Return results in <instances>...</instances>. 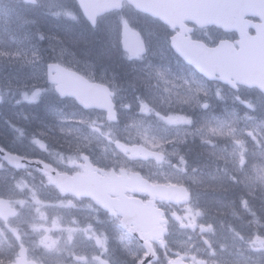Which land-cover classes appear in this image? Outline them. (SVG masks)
<instances>
[{
    "label": "bare ground",
    "instance_id": "6f19581e",
    "mask_svg": "<svg viewBox=\"0 0 264 264\" xmlns=\"http://www.w3.org/2000/svg\"><path fill=\"white\" fill-rule=\"evenodd\" d=\"M39 9V11L27 12L28 17L36 21V23L43 22L45 20L44 16H47V12L42 11L45 9L44 5H41ZM22 16V13L16 12L11 16L10 19L15 23H24L22 20ZM43 25L48 30L55 29L53 27H57L59 31L64 28H69L66 32V34L68 35V39H66L67 37L65 36V39H59L57 44L63 48L71 49L73 51L74 48L70 45L74 47L84 45L87 47V49L84 48L85 57L87 56L86 53L88 52L87 50H89V48L90 52H88V54L90 55L91 53L93 54L92 51H102L97 46L101 43L105 44V46L103 47V51L109 50L110 46L113 45L114 48H111L112 51L110 53L108 52V55L112 57V59H114L115 65L113 66L110 64V66L109 64H106V62H103V70L109 69L108 71L117 73L122 70H126L127 68H131L129 77L131 76L134 79L127 82H125V78L120 79V82H125L123 84H120L123 91L128 92L132 88L143 86V82L147 78L151 80V76L145 73V68L142 64L133 66L132 64L125 62L122 54L112 43L110 29H107V22H102L97 27H95L98 32H94L90 29H88V31L83 25H79L77 27L73 26L70 28L64 24H61L57 20L52 19L45 21ZM23 29L24 24H17V26H15L13 23H7L0 20V34H14L16 32L22 31ZM54 37L55 36L49 37V39L43 45H41L40 48L48 51V45H53L51 41H53ZM73 43H76V45H74ZM159 46L161 45L157 43L149 45V57H154V60L161 64L164 63L161 60H165V62L172 64L173 60H170L172 58H169L168 54H166L165 56H163L162 54L159 55ZM161 49L167 51V49H169V46L163 44V46H161ZM22 53L24 55H28L31 52L22 51ZM79 53H81L80 50ZM3 59H8L7 61H0V67L6 75H10L11 77L17 76L16 78H20L21 73L22 75L24 74V72L18 69L20 66V62L24 60L22 56H19L18 58ZM142 71L146 74V77L141 76ZM119 77H121V74ZM30 79H26V82H29ZM189 79H187V81ZM200 80L201 79H197L194 81L195 86L197 85L196 81ZM181 82L184 83L182 77ZM184 87L188 89L191 87V85L184 83ZM147 92L150 95H156L155 92L150 88L147 89ZM125 98L127 102L131 106H133L132 98L128 95H126ZM61 101L55 100V103L58 105L65 103V105L70 107L69 103ZM45 102H47V100ZM181 110L187 112V109H185V107H182ZM77 114H81V112H77ZM192 114L195 115L197 119L195 118V125L186 130L187 136L183 135L182 137L176 133L173 136L166 137V139L159 138L158 143L163 149L170 153H173L178 159L182 161H189L188 164H190V167L194 169L197 175L202 177L204 180L215 179L219 184V188L217 189V184H214V186H212L211 192L206 199V202L208 203L207 207H216L219 209L229 208L227 217H225L224 215L209 214L207 218L215 219L220 223V233L222 235H224V232H226L227 236L231 239H235V236H238L237 238L242 237L244 239L239 245L229 246L226 244L227 247L219 243V248L222 253L219 252L221 255L217 256L218 264L241 263L245 261V258L250 259L252 257L255 260H259L261 262L260 264H264V258H260L255 255H252V257H250V252L247 251L246 248V246L249 245L248 241L250 240L255 244L261 245L264 252V189H262L259 185L260 181L264 186V174L261 173L264 171V153L259 148V152L261 153L260 155L254 154L255 159H246L245 162H242L237 159H243L244 156L240 153L233 152L232 148L236 145L231 137L219 135L217 139L212 140V138L208 136L209 131L222 134V129L218 126L220 125L218 122L226 117V113L223 108H218V106H216L215 110L210 113H206L197 108V110L195 112H192ZM209 119L214 121L207 122ZM129 122V119H124L123 122L120 123L121 127L127 126ZM215 122H217L216 125H211ZM0 125L4 126L6 132H11L12 136H9V140L13 146L22 148L23 146L28 145L35 154L36 151L33 149L28 139L31 138L32 128L37 130V132H39L42 136H45L43 134L44 132L49 137H56L60 133V131L68 135L65 127L71 131H76L77 128L72 125L78 124L73 118H71L70 120H63V118H58L54 114L53 109L45 108L42 104H39L37 107H15L13 104H10L4 112H1ZM143 126L144 125H141V127ZM208 127L209 131L207 130ZM17 135L26 136L28 138H21ZM207 139L211 143L214 142V148L207 145ZM255 139L260 140L261 146H263L264 131H256L254 134H250L246 140L251 141V145H253L252 141H256ZM179 141L181 142L178 143ZM255 145L258 146V144ZM220 149L225 150V153L221 151L223 152L222 154L220 152ZM88 154L95 159H98L97 155L94 152H89ZM41 158H44V156H42ZM203 164H206L208 168L204 169L199 167ZM91 170L93 171L94 169ZM246 175H248V178L250 177L252 180L257 181L256 184L252 186L247 185L249 182ZM201 185L205 186V183H202ZM221 186L224 189H231L232 191L229 192V195L225 196V191L223 188H221ZM214 190L218 195V198H214ZM121 193L126 198L129 196V192L126 190H121ZM245 205H252L253 209L248 211L244 208ZM26 218L33 220L31 214H28ZM13 221L19 225L28 226L31 224L22 223L21 220L17 219H14ZM243 230H245L247 234H245ZM175 236L178 237V234L176 233ZM257 250L260 253L261 249ZM198 253L200 254V256L207 255V252L202 248L198 249Z\"/></svg>",
    "mask_w": 264,
    "mask_h": 264
},
{
    "label": "rangeland",
    "instance_id": "374dc122",
    "mask_svg": "<svg viewBox=\"0 0 264 264\" xmlns=\"http://www.w3.org/2000/svg\"><path fill=\"white\" fill-rule=\"evenodd\" d=\"M44 3H46V0H43ZM67 4V2H66ZM69 7V4H67ZM65 7L66 5L63 6H59L57 8L56 5H52V8L54 9L55 14H57V16L61 19V20H57L58 22H60L61 24H64L68 27H77L79 25H83L81 17L79 16V14L76 12L75 8L73 9L72 7H69L67 13H65ZM45 20L39 25L40 26H44V22L49 20L46 16H44ZM62 21V22H61ZM84 26V25H83ZM85 27V26H84ZM55 29H50V33L49 36H55L53 38L52 42V47L48 45V49L51 52V54L53 53L54 55H57L58 58L60 59V61L66 63L67 65L74 67V68H78L79 70H82L84 72H86V74H88L90 77L104 81L109 82V83H113L117 81V78L120 76L119 78H125L129 75V73H131V68H127L126 70H122L120 72H111L108 70H103V62H106V64H111V65H115V61L114 59H112V57H110L108 55V52L110 53L112 51L111 48H114L113 45L110 46L109 50L107 51H103V47L105 46L104 43H101L98 46V48H100L102 51H98V52H93V54L91 53L90 55L88 54V52H90V48L89 50H87L88 52L86 53L87 56H84V48L87 49L86 46L81 45L79 47H74L72 45H69L71 47L74 48V51L71 49H67V48H63L61 46H59L57 44V42L59 41V39H65V36L67 37L66 39H68V35L66 34L67 30L69 28H64L62 30L59 31V29L57 27H53ZM86 28V27H85ZM87 29V28H86ZM88 30V29H87ZM89 31V30H88ZM98 32V31H96ZM112 34V31L110 30V35ZM156 36V35H155ZM206 36H210V34H206ZM73 37V36H72ZM112 39V37H111ZM78 41V40H76ZM44 43V42H43ZM74 45H76V43H73ZM160 49L159 50V55H161V53L164 52L163 49H161V46H159ZM52 48L54 49V51L52 52ZM79 50L81 53H79ZM83 50V51H82ZM46 51V50H45ZM167 53H169L168 49L167 51H165ZM79 56H78V55ZM53 57V55H52ZM37 65V62H31L30 64V71H29V76L28 77H33L35 78L36 76L42 74V72L40 73V68ZM110 65V66H111ZM6 76V74H4V77ZM126 79V78H125ZM3 78L0 77V83H2ZM235 100L238 101V103L240 105L243 106H254L255 108L259 109L261 112H263L264 114V100L256 93H251V94H246V93H242L240 95H238L237 97H234ZM139 110L137 111V113L139 114ZM143 120H145L144 118H142ZM97 120H104L103 115H100L98 113H95L93 115H90L88 117V121L91 124V127L96 130L98 127H101L99 124L101 122H98ZM132 120V119H131ZM136 123L138 124H145V122H140L137 121L135 119H133ZM130 121V120H129ZM123 129V128H122ZM126 130H123V132L121 130H119V126H116V128L114 127H107V129H105L106 133H114L116 135H119L121 133H123V135H126V133H133L134 131H137V126L136 125H131L130 127L125 128ZM134 129V130H133ZM263 130L264 131V116L260 115L256 118H245L242 119L238 122H236L234 124L233 127H231L229 129V131H226V133L229 135V137H231V139L233 141H237L239 139H241V135H245L247 133L250 134H254L256 131H260ZM0 137L5 139V137H11V132H1L0 129ZM19 136V135H17ZM22 149H27V146H23ZM173 157L176 158L177 160V164L175 165V163L173 164V162L175 161V158H172L171 163L173 164V167L171 168V176L172 177H178L179 175H184L186 174V163L185 161H182L180 159H178L173 153L171 154ZM4 168H2L1 166V161H0V183H3V178H5L8 182L12 179V175L9 174L7 171H3ZM5 183V185L8 184ZM3 184H1L0 189L1 191H3L4 193L8 192V189H4L3 190ZM193 207H196V203H194L192 205ZM31 209V208H30ZM22 223H31L29 226L32 228V232L29 234L26 233L28 235V237H34L37 236L38 238H41L42 241L36 243L35 240L32 238L29 241L26 242V245L31 247V251L33 253L37 252L38 247L37 245H42V246H47L46 247V251L48 253H46V255L48 256V258L50 259L51 262L54 261H58V260H65L66 262L64 264H74L73 259H69V255L72 254L70 252L69 249L73 248L74 246H72L70 248V241L68 243L69 238L71 239V237H67L65 240L67 242H60L57 240H52L50 239V241H46L45 240V234L42 233V231L40 230V226L42 225V223L48 225L49 228H52L53 226L55 227H61V223L58 221V219L53 218L50 219V217H48L47 215L45 216V218L43 220H37V218L33 217V220H30L28 218H24L23 220H21ZM226 233V232H224ZM226 234H224V237L222 239H224V241H228V237H225ZM28 240V239H27ZM118 240L122 243H128L129 247L126 248L125 252L122 254V261L124 262V264H131L133 259L135 258V256L139 253V249L138 247L133 243L130 242V240L127 237H123V236H119ZM72 243H74L75 246L77 245H82L83 243H86V238L85 237H77L74 240H72ZM251 245L249 248L250 251V257H252V255H255L257 257H262L264 258V252L263 249L261 247V245L259 244H255L254 242L251 241ZM95 243L91 244L90 246L93 247V252L92 255L96 254V250L94 248ZM182 247H187L188 243L187 242H182L181 243ZM257 249H261L260 253L258 252ZM74 252V250H71ZM262 252V253H261ZM77 256H79L81 259L83 258L82 256H84L83 254H76ZM107 260H111L114 264H119V262L114 258V255H110L108 254L107 257H105ZM69 259V260H68ZM83 263V262H82ZM261 262L259 260H255L252 258L248 259L245 258V262L244 264H260ZM84 264V263H83Z\"/></svg>",
    "mask_w": 264,
    "mask_h": 264
},
{
    "label": "water",
    "instance_id": "95a60500",
    "mask_svg": "<svg viewBox=\"0 0 264 264\" xmlns=\"http://www.w3.org/2000/svg\"><path fill=\"white\" fill-rule=\"evenodd\" d=\"M201 1H202V6L203 7H205L206 5L210 4L209 5L210 11H208V10H205V11L212 12V13L216 11L215 9H219L221 6H224V4H225V3H222V5L220 3L217 4L218 0H212L211 3L209 2V0H201ZM239 1L240 2H239V5H238V8L236 9V12L237 13H242L244 11V9L246 8V1L245 0L244 1L243 0H239ZM222 18H224V16H222ZM210 20H211V18H210ZM215 22H217V21H215ZM218 22H221V21H218ZM262 37L264 38V33H263ZM134 38H137V37L135 36ZM199 47L200 48H204L203 46H199ZM262 53L264 54V47H262ZM259 61L260 62L258 63V67H259L258 70L259 71H264V62H261V60H259ZM247 74H250V73H247ZM225 78H227V77H225ZM225 78H223V79H225ZM247 79H249V78H247ZM248 81H250L251 83H256V82H254L252 80H248ZM1 155L4 156L7 160L11 161L12 164L16 163L17 159L8 156L7 153H4V151H3V153H1ZM166 192L168 193V195L170 197L178 196L180 194V191L177 190V189H174V188L167 189ZM13 215H14V212L10 209L9 202L5 201V200H0V216L3 219H8L10 216H13ZM145 215H146V210H142L139 207H137V209L129 215V218L136 217L138 219H144ZM20 256H21V258L17 259V263L16 264H29L26 261V259H25L26 251L24 249H22V251L20 252Z\"/></svg>",
    "mask_w": 264,
    "mask_h": 264
},
{
    "label": "flooded vegetation",
    "instance_id": "af4514ba",
    "mask_svg": "<svg viewBox=\"0 0 264 264\" xmlns=\"http://www.w3.org/2000/svg\"><path fill=\"white\" fill-rule=\"evenodd\" d=\"M148 19H151V18H148ZM151 20H153V19H151ZM153 21H155V20H153ZM159 23V22H158ZM160 24V23H159ZM154 26H157V24L156 23H154V24H152V25H150V27H154ZM88 223H90V221L88 220ZM99 227V222L97 223V222H95V225H89V229H93V227Z\"/></svg>",
    "mask_w": 264,
    "mask_h": 264
},
{
    "label": "trees",
    "instance_id": "16d2710c",
    "mask_svg": "<svg viewBox=\"0 0 264 264\" xmlns=\"http://www.w3.org/2000/svg\"><path fill=\"white\" fill-rule=\"evenodd\" d=\"M1 263V262H0Z\"/></svg>",
    "mask_w": 264,
    "mask_h": 264
}]
</instances>
